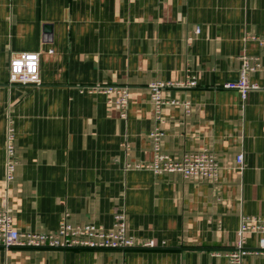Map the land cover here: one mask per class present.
Returning a JSON list of instances; mask_svg holds the SVG:
<instances>
[{"label": "crops", "instance_id": "obj_1", "mask_svg": "<svg viewBox=\"0 0 264 264\" xmlns=\"http://www.w3.org/2000/svg\"><path fill=\"white\" fill-rule=\"evenodd\" d=\"M20 52L39 53L40 85L8 83L9 59ZM243 56L258 63L248 74L257 88L244 99L222 87L238 78ZM187 76L195 86L162 91L191 108L185 115L178 104L164 107L161 150L178 160L207 149L218 177L127 167L153 157L147 84ZM99 83L129 86L125 119L108 95L80 90ZM8 125L18 164L7 185ZM4 207L17 230L38 233L56 230L64 214L108 229L125 211L135 246L0 245V264H227L222 253L235 245L241 219L264 217V0H0ZM261 236L245 234L243 264H264Z\"/></svg>", "mask_w": 264, "mask_h": 264}, {"label": "built area", "instance_id": "obj_2", "mask_svg": "<svg viewBox=\"0 0 264 264\" xmlns=\"http://www.w3.org/2000/svg\"><path fill=\"white\" fill-rule=\"evenodd\" d=\"M199 27H195L192 35H187V41L199 34ZM258 63H250L249 58L242 57L238 78L234 81L225 82L222 87L236 89L242 99L247 92L257 88L248 80L249 72L253 71ZM8 83L26 86H38L41 83L39 77V53L20 52L9 59L8 63ZM196 85L193 77H185L179 82L153 81L147 84L149 100L153 108V117L157 124L149 133L152 143L153 157L148 163L126 164L129 168L148 169L154 174L176 172L183 178L201 177L215 180L219 175V165L214 153L207 149L194 153H185L181 159H174L162 152L161 144L164 137L163 109L167 105H180L185 115L190 113V101L166 99L162 91L169 87H193ZM88 92H99L108 95L107 102L117 106L119 115L125 119L128 112L129 86L94 84L81 86L80 90ZM127 151L128 145L123 143ZM4 180L8 185L14 178L15 168L18 164L17 151L15 147V133L11 125L7 126L4 143ZM239 168L244 166V156L242 153L235 158ZM254 232L264 235V217L242 218L237 229L238 239L235 245L224 251L222 254L227 260V264H243V257L249 250L245 247V234ZM0 245L4 249L13 246L22 247H47V248H88V249H126L135 246V241L127 232V220L125 211H120L114 215L113 222L108 229L94 223L72 224L68 221L66 214L60 217L56 230L48 233L20 232L13 226V219L7 207L0 209ZM144 247L153 246L152 241H144ZM259 251H264V237L258 240ZM219 251L212 252V255L219 256Z\"/></svg>", "mask_w": 264, "mask_h": 264}]
</instances>
